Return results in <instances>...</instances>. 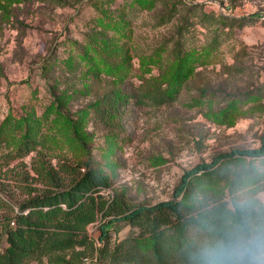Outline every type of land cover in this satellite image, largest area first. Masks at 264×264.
I'll use <instances>...</instances> for the list:
<instances>
[{
  "label": "rangeland",
  "instance_id": "obj_1",
  "mask_svg": "<svg viewBox=\"0 0 264 264\" xmlns=\"http://www.w3.org/2000/svg\"><path fill=\"white\" fill-rule=\"evenodd\" d=\"M184 1L159 0L155 8L131 12L130 0H110L103 7L90 0H0V125L28 114L38 123L54 99L52 89L59 96L72 95L64 102L67 115L52 112L47 123L37 126L39 154L15 160L8 173L7 167L0 169L3 198L20 202L30 189H43L31 170L40 161L59 174L62 165L90 162L110 177L108 198L117 192L134 206L155 205L172 199L182 175L198 164L262 145L264 0ZM175 5H180L177 14L171 9ZM105 9L111 23L124 22L119 33L113 27L104 32L123 46L132 67L118 83L132 96L112 119L93 108L114 83L112 75L97 77L79 65L82 47L101 38L99 21H108ZM219 16L227 22L214 21ZM184 26L185 49L199 57L193 75L171 104L136 101L169 62L167 50L160 51V66L149 64L151 57L170 47ZM212 44L218 50L206 57L202 51ZM232 100L237 101L234 116L221 121L217 113ZM68 117L75 119L76 133ZM15 147L1 143L0 156ZM262 163L254 160L256 167ZM102 223L88 227L91 239L98 240ZM133 232L121 221L110 228V245Z\"/></svg>",
  "mask_w": 264,
  "mask_h": 264
},
{
  "label": "trees",
  "instance_id": "obj_2",
  "mask_svg": "<svg viewBox=\"0 0 264 264\" xmlns=\"http://www.w3.org/2000/svg\"><path fill=\"white\" fill-rule=\"evenodd\" d=\"M109 1L90 0L101 7ZM130 1L131 12L155 8L159 2ZM181 4L186 2L181 0ZM178 6L171 8L175 14L179 12ZM106 11L102 12L104 16ZM110 19L99 21L104 29L100 33L101 38L90 39L79 53L81 70L93 72L97 77L102 73L111 74L114 79L93 105L95 111L107 119L118 117L122 106L132 96L118 84L132 68L126 51L104 32L113 27L114 34L119 33L118 27L124 22L116 26ZM214 21L227 22L222 16L214 18ZM185 26L180 28L179 38L170 47L159 49L151 57L156 61L150 59L149 64L160 66L164 60L160 51L167 50L165 61L169 62L162 77L153 79L146 94L136 96V101L145 98L157 104H171L193 75L199 57L185 49ZM214 50L217 51L218 46L212 44L202 54L207 57ZM70 66H74L73 57ZM84 66L87 68L83 69ZM51 95L54 99L38 118V123L28 114L18 121L0 125V145L5 142L16 146L0 156V169L7 167L6 173L10 172V165L15 160L33 152L39 154L40 141L34 136L39 133L37 126L40 123H47L52 112L62 117L67 115L64 102L72 95L59 96L53 89ZM250 96L247 94L246 98ZM235 102L232 100L217 113L221 121L232 119L237 109ZM67 121L76 133L75 119L68 117ZM253 156L264 157V140L259 148L222 153L210 162L200 163L187 171L175 188L172 199L155 205L137 206L117 192L107 197L106 191L112 183L97 164L88 162L82 167L62 165V173L59 174L57 170L50 172L43 161L38 165L32 163L33 177L45 186L43 189H30L27 199L20 202L9 201L0 194V264H83L86 258L95 260L96 264H194L196 253L208 236L207 226L215 223L212 213L216 201L225 194L231 195L237 183L260 187L264 181V174L254 170V160L246 161ZM100 219L104 221L100 227L101 235L98 240L91 239L88 227ZM121 221L135 232L110 245V228H116Z\"/></svg>",
  "mask_w": 264,
  "mask_h": 264
},
{
  "label": "clouds",
  "instance_id": "obj_3",
  "mask_svg": "<svg viewBox=\"0 0 264 264\" xmlns=\"http://www.w3.org/2000/svg\"><path fill=\"white\" fill-rule=\"evenodd\" d=\"M253 167L264 174V163ZM213 208L215 223L207 226L194 264H264V181L260 187L237 183Z\"/></svg>",
  "mask_w": 264,
  "mask_h": 264
},
{
  "label": "built area",
  "instance_id": "obj_4",
  "mask_svg": "<svg viewBox=\"0 0 264 264\" xmlns=\"http://www.w3.org/2000/svg\"><path fill=\"white\" fill-rule=\"evenodd\" d=\"M83 264H96V263L95 260L86 258L84 259Z\"/></svg>",
  "mask_w": 264,
  "mask_h": 264
}]
</instances>
